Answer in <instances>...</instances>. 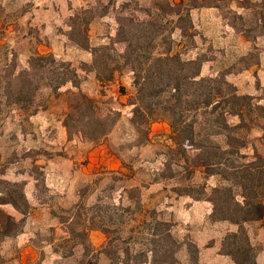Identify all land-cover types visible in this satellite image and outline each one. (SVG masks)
<instances>
[{
    "label": "rangeland",
    "instance_id": "rangeland-1",
    "mask_svg": "<svg viewBox=\"0 0 264 264\" xmlns=\"http://www.w3.org/2000/svg\"><path fill=\"white\" fill-rule=\"evenodd\" d=\"M126 2L128 9L121 10ZM198 4L207 5L191 11L192 29L187 37H181L174 17L163 20L165 34L183 58L205 61L203 76L227 74L240 95L253 97L254 104L263 107L251 116L245 114L244 132L245 151L251 156L257 149L264 155V0H198ZM119 14L133 18L136 25L160 15L156 0H0V77L14 73L12 80L29 71L40 86L31 107L20 110L9 104L5 84L0 83V180L25 183L32 206L20 244L31 242L34 247L36 258L30 264H79L84 249L64 240L66 228L58 217L77 204L89 208L101 202L102 212L113 210L109 205L132 206L139 220L147 219L141 224L143 229L152 222L151 216L167 222L181 245V264H233L223 252V242L238 227L214 221L213 204L205 197L197 200L186 195L189 191L202 196L203 187L208 195L212 187L225 183L195 166L194 154L183 158L170 149L167 121L150 126L148 141L131 123L136 89L133 73L120 56L126 45L117 42ZM72 26H81L93 51L71 40L82 39ZM180 42L183 48L177 47ZM38 54H52L58 62L70 64L79 86L68 83L54 93L45 85L53 65L31 70L30 60ZM103 54L114 71L112 82L99 81L92 71L108 75L100 60L95 63ZM81 94L95 100L94 112L108 118V135L98 142L79 132L82 125L72 107ZM228 119L232 124L239 120ZM65 120L70 122V135ZM234 193L243 200L240 188ZM4 209L22 219L13 208ZM246 230L257 263L264 264V221L247 224ZM90 238L94 251L107 245L108 238L101 231L92 232ZM13 239L0 244V264H20L21 248ZM73 248V255L66 256ZM98 259L108 264L105 255Z\"/></svg>",
    "mask_w": 264,
    "mask_h": 264
},
{
    "label": "trees",
    "instance_id": "trees-1",
    "mask_svg": "<svg viewBox=\"0 0 264 264\" xmlns=\"http://www.w3.org/2000/svg\"><path fill=\"white\" fill-rule=\"evenodd\" d=\"M206 5L198 4V0H156L159 17L154 21H138L137 25L133 18L123 14L117 16V42L126 45L120 56L133 73L136 89L131 102L134 106L131 123L148 141L150 126L167 121L170 131L165 136L171 143L170 149L181 157L187 153L194 154L195 166L208 176L221 178L225 184L212 187L208 195L206 187L202 188V196L187 190L186 195L197 200L205 197L213 204L214 221H227L238 227L237 231L229 232L223 242V252L232 258L233 264H258L246 225L264 221V155L257 149L251 156L245 151L247 137L244 131H247L245 114L251 116L263 107L254 104L253 97L240 95L236 86L227 80V74L203 76L205 61L199 57L183 58L181 52L174 50V41L165 34L163 25L165 17H174L181 37H187L192 29L191 11ZM128 6V2L122 4L121 10H127ZM72 31L82 36L81 40L72 37L74 43L84 50L93 51L81 26H72ZM177 47L183 48L184 42ZM160 48L164 49L158 51ZM99 60L108 75L103 77L97 69L92 71L97 73L99 81L112 82L114 71L108 68V58L103 54L96 58L95 63ZM46 65H53L49 70L51 78H46L48 82L45 85L54 93L68 83L76 88L79 86L76 70L68 63L58 62L54 55L38 54L30 60L31 70ZM13 75L0 77V83L5 84L8 102L20 110H28L40 86L29 71L20 72L11 80ZM125 91L124 87L120 89L123 95ZM94 105L95 100L81 94L79 102L72 108L82 125L79 130L82 137L98 142L108 135V118L94 112ZM229 116L237 117L238 123H230ZM64 126L70 135L69 120H65ZM168 168L172 169L171 166ZM174 173L171 171L172 179ZM25 185L0 180V244L24 231L32 209ZM235 188L241 189L242 201L237 199ZM6 206L12 207L22 219L8 213L4 209ZM108 207L113 210H105L104 213L101 202L89 208L80 203L58 217L66 228L64 240L72 242L74 248L81 246L84 249L79 264H100L98 257L101 254L106 256L108 264H181L178 260L181 245L167 222L151 216L152 222L143 229L141 224L147 219L139 220L133 214L132 206ZM140 213L143 214L144 210ZM151 214L155 215V212ZM94 231H101L108 238L101 251H94L90 238ZM190 246L194 253L198 252L195 245ZM74 248L65 255H73Z\"/></svg>",
    "mask_w": 264,
    "mask_h": 264
},
{
    "label": "crops",
    "instance_id": "crops-1",
    "mask_svg": "<svg viewBox=\"0 0 264 264\" xmlns=\"http://www.w3.org/2000/svg\"><path fill=\"white\" fill-rule=\"evenodd\" d=\"M168 127H169V125H168ZM7 207H10V206H7ZM21 236H23V233L13 239V240L19 242V246L21 248L20 256H19V263L20 264H30L31 261L35 260V258H36L35 253L36 252L34 250V247L31 244V242H28L27 244L25 243L24 245L20 244V243H24V238H22ZM8 240H11V238H8Z\"/></svg>",
    "mask_w": 264,
    "mask_h": 264
}]
</instances>
